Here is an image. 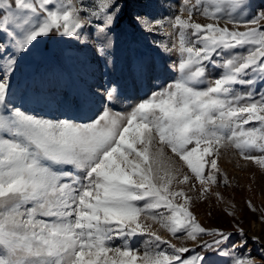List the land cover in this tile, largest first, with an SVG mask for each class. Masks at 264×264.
Masks as SVG:
<instances>
[{
  "label": "snow or ice",
  "instance_id": "snow-or-ice-1",
  "mask_svg": "<svg viewBox=\"0 0 264 264\" xmlns=\"http://www.w3.org/2000/svg\"><path fill=\"white\" fill-rule=\"evenodd\" d=\"M178 4L132 18L175 57L174 79L121 111L120 89L101 85L102 107L84 122L12 104V77L42 38L110 62L129 0H0V264H257L220 191L231 187L220 160L232 151L264 172V7ZM213 200L232 209L234 232L200 223L195 206Z\"/></svg>",
  "mask_w": 264,
  "mask_h": 264
},
{
  "label": "rangeland",
  "instance_id": "rangeland-1",
  "mask_svg": "<svg viewBox=\"0 0 264 264\" xmlns=\"http://www.w3.org/2000/svg\"><path fill=\"white\" fill-rule=\"evenodd\" d=\"M252 2L257 8L264 7V0ZM178 7V0H129V7L112 34L114 46L108 63L99 60L90 46L73 39L42 38L35 48L19 59L9 99L24 110L48 118L86 122L102 107L101 97L95 94L103 91L101 85H115L122 95L113 102L114 110L127 109L175 77V73L167 68L175 57L155 49L151 43L153 37L139 30L132 18L136 14L160 18ZM220 166L231 181V187L222 186L220 191L226 201L235 205L236 220L248 241L244 251H250L257 264H264V223L259 219L264 213V172L254 164L245 165L232 151L222 157ZM249 200L256 208L255 212L247 207ZM231 210L228 205L217 204L215 200L197 203L194 208L202 225L234 232L235 221L227 214ZM254 236L260 238V243L253 241ZM240 239L238 233L233 236L235 243ZM209 258L210 264H230L229 257L210 254Z\"/></svg>",
  "mask_w": 264,
  "mask_h": 264
}]
</instances>
